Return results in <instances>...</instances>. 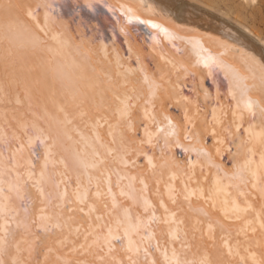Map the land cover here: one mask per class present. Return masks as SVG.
Segmentation results:
<instances>
[{
    "label": "snow or ice",
    "instance_id": "snow-or-ice-1",
    "mask_svg": "<svg viewBox=\"0 0 264 264\" xmlns=\"http://www.w3.org/2000/svg\"><path fill=\"white\" fill-rule=\"evenodd\" d=\"M189 31L0 0V264H264V56Z\"/></svg>",
    "mask_w": 264,
    "mask_h": 264
},
{
    "label": "bare ground",
    "instance_id": "bare-ground-1",
    "mask_svg": "<svg viewBox=\"0 0 264 264\" xmlns=\"http://www.w3.org/2000/svg\"><path fill=\"white\" fill-rule=\"evenodd\" d=\"M105 3L131 7L141 18H152L154 22L160 23L170 31H179L180 29L190 30L188 35H198L211 37L227 46L228 57L239 56L242 53L260 58L264 56V40L250 28L228 21L225 18L215 14L212 8L204 4L197 3L196 0H104ZM84 4V0H80ZM141 5H151L155 11L148 12ZM204 5V6H203ZM209 8V9H208ZM212 9V10H210ZM65 11H68L65 9ZM116 15H119L117 12ZM223 15V14H221ZM79 19L89 30H96L102 34L106 42L112 37L114 27L113 14L109 13L102 4H97L94 11L87 7L80 10ZM139 36L141 44H151V29L144 25H134ZM180 34H185L180 32ZM207 46V44H206ZM191 84V81L188 82ZM196 87L203 90V87L212 88L211 81H205L203 87L197 80Z\"/></svg>",
    "mask_w": 264,
    "mask_h": 264
},
{
    "label": "rangeland",
    "instance_id": "rangeland-1",
    "mask_svg": "<svg viewBox=\"0 0 264 264\" xmlns=\"http://www.w3.org/2000/svg\"><path fill=\"white\" fill-rule=\"evenodd\" d=\"M196 2L212 8V12L223 18L227 16L225 19L228 18L230 22L234 21L252 29L264 40V0H196Z\"/></svg>",
    "mask_w": 264,
    "mask_h": 264
}]
</instances>
